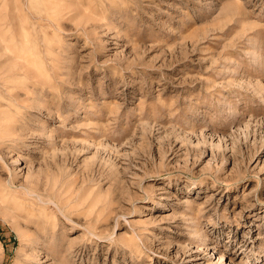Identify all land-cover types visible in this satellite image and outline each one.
<instances>
[{
	"label": "rangeland",
	"instance_id": "374dc122",
	"mask_svg": "<svg viewBox=\"0 0 264 264\" xmlns=\"http://www.w3.org/2000/svg\"><path fill=\"white\" fill-rule=\"evenodd\" d=\"M0 51V264H264V0H0Z\"/></svg>",
	"mask_w": 264,
	"mask_h": 264
},
{
	"label": "bare ground",
	"instance_id": "6f19581e",
	"mask_svg": "<svg viewBox=\"0 0 264 264\" xmlns=\"http://www.w3.org/2000/svg\"><path fill=\"white\" fill-rule=\"evenodd\" d=\"M40 1V0H39ZM44 1V0H43ZM49 1V0H48ZM28 2V1H27ZM46 2V0H45ZM33 3V2H32ZM48 3V2H47ZM54 3V2H53ZM37 4V3H36ZM44 4V2H43ZM57 4V3H56ZM38 5V4H37ZM55 5V4H54ZM53 5V6H54ZM36 7V6H35ZM28 8V7H27ZM38 8V7H37ZM44 8V7H43ZM30 9V8H29ZM35 9V8H34ZM32 9V10H34ZM39 9V8H38ZM41 11V10H40ZM49 11V10H48ZM33 12V11H32ZM52 12V11H51ZM37 14V13H36ZM41 14V13H40ZM49 14V13H48ZM55 14V13H54ZM38 15V14H37ZM47 16V15H46ZM55 18V17H54ZM44 19V18H43ZM5 22V21H4ZM2 22V23H4ZM7 22V21H6ZM50 23V22H49ZM32 26V25H31ZM25 30V29H24ZM3 39V38H2ZM19 39V38H18ZM25 39V38H24ZM28 45V44H27ZM36 47V46H35ZM2 48V46H1ZM25 49V48H24ZM4 50V49H3ZM1 52V51H0ZM34 52V51H33ZM37 52V51H36ZM48 52V51H47ZM26 53V52H25ZM32 53V52H31ZM36 54V53H35ZM5 55V54H4ZM34 55V54H33ZM6 56V55H5ZM29 56V55H28ZM25 54L21 53L19 55L20 61L18 64H16L17 71L16 73H23V75L30 76L32 78L37 77L38 74L44 72V68L42 63L37 60L36 56L35 58H29ZM40 57V56H39ZM6 61V60H5ZM22 75V76H23ZM14 77V76H13ZM22 78V77H21ZM20 80V79H19ZM37 81V80H35ZM9 82V81H8ZM1 86H5L6 91L0 90V107L5 106L3 108H0V151L3 149V146L6 145L5 138L6 134L9 133V129L12 126L11 116L12 111L8 107L10 103L4 102V100H11L16 94L10 93L9 86L6 84V82H2L0 80ZM20 85V84H19ZM17 86V85H16ZM26 89V88H25ZM35 89V88H34ZM28 93V92H27ZM19 104V103H18ZM15 112V111H14ZM15 116V115H13ZM2 153V152H1ZM31 205V204H30Z\"/></svg>",
	"mask_w": 264,
	"mask_h": 264
}]
</instances>
